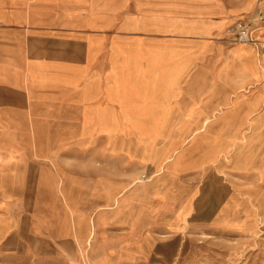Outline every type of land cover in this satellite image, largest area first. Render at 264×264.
<instances>
[{
    "label": "crops",
    "instance_id": "1",
    "mask_svg": "<svg viewBox=\"0 0 264 264\" xmlns=\"http://www.w3.org/2000/svg\"><path fill=\"white\" fill-rule=\"evenodd\" d=\"M257 10L264 0H0V252L81 257L99 112L127 162L154 170L155 146L173 155L156 181L189 211L212 171L248 202L264 194V46L230 39ZM135 140L140 152L154 142L150 159L134 155ZM26 178L38 193L27 234H12Z\"/></svg>",
    "mask_w": 264,
    "mask_h": 264
},
{
    "label": "rangeland",
    "instance_id": "2",
    "mask_svg": "<svg viewBox=\"0 0 264 264\" xmlns=\"http://www.w3.org/2000/svg\"><path fill=\"white\" fill-rule=\"evenodd\" d=\"M97 116L104 122L95 123L96 216L91 219V235L88 246L79 252L81 257L68 258L61 252L31 257L26 250L17 251L14 243L12 249L0 252V264H264V194H258L256 200L251 195L248 202L244 199L249 195L232 194L225 177L212 171L205 179L210 192L193 195L189 211L188 201L179 204L182 194L166 193L159 184L161 179L156 181L165 165L161 160L173 155L166 157L155 146L151 157L154 170L150 165L139 168L127 162L123 149L115 152L110 148L109 137L114 133L107 128V113ZM133 133L128 130L126 136ZM153 146L154 142H147L140 152L135 140L131 151L150 159ZM111 179L129 181V189L110 183L98 188ZM38 181L26 178L18 189L16 200L24 208L19 210L18 226L12 234H27V207L38 193ZM173 213L179 225L171 221Z\"/></svg>",
    "mask_w": 264,
    "mask_h": 264
},
{
    "label": "built area",
    "instance_id": "3",
    "mask_svg": "<svg viewBox=\"0 0 264 264\" xmlns=\"http://www.w3.org/2000/svg\"><path fill=\"white\" fill-rule=\"evenodd\" d=\"M264 28V12L257 10L250 17L240 18L230 28L231 42H255L264 46L263 41L256 37V32Z\"/></svg>",
    "mask_w": 264,
    "mask_h": 264
},
{
    "label": "bare ground",
    "instance_id": "4",
    "mask_svg": "<svg viewBox=\"0 0 264 264\" xmlns=\"http://www.w3.org/2000/svg\"><path fill=\"white\" fill-rule=\"evenodd\" d=\"M204 129V128H203ZM126 190V189H125ZM121 192V191H120ZM125 192V191H124ZM122 194V193H121Z\"/></svg>",
    "mask_w": 264,
    "mask_h": 264
}]
</instances>
